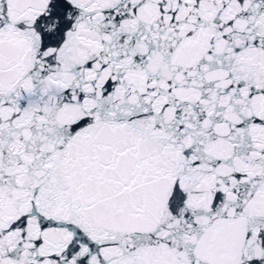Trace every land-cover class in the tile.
<instances>
[{
  "label": "snow or ice",
  "instance_id": "6c2138e0",
  "mask_svg": "<svg viewBox=\"0 0 264 264\" xmlns=\"http://www.w3.org/2000/svg\"><path fill=\"white\" fill-rule=\"evenodd\" d=\"M0 264H264V0H0Z\"/></svg>",
  "mask_w": 264,
  "mask_h": 264
}]
</instances>
